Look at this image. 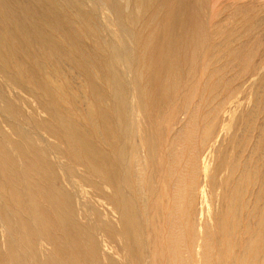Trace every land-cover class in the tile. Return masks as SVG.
I'll list each match as a JSON object with an SVG mask.
<instances>
[{
    "label": "rangeland",
    "instance_id": "374dc122",
    "mask_svg": "<svg viewBox=\"0 0 264 264\" xmlns=\"http://www.w3.org/2000/svg\"><path fill=\"white\" fill-rule=\"evenodd\" d=\"M36 1L40 2V0H35V1L2 0V2L0 0L1 2L0 6H2V4L5 3L7 4L5 7L2 6L3 8L2 7L0 8V15H1L0 21L2 20L0 23V27L5 25L4 27L1 28L2 31L4 32L11 31L9 34L5 32V34L7 35L5 34L4 35L8 45H10V42L11 45H13V47H11V45L9 47H11L10 50L13 48L11 51L15 55L14 57L17 58V59L14 58L16 60V61L14 60V62L18 64L17 65L15 63L14 64L18 68L20 67L19 68L20 70H22V67L24 69V65L28 64L27 62H29L28 60H30V59L27 60V58H29L30 55H31L30 57L32 58V55L35 53H36L35 55H37V53L40 54L39 58L43 55L42 56L43 58L41 57L40 60L43 59L44 62L49 60L48 63H50V65L47 62L46 63L49 66L48 69L51 71V74L54 77L56 76L55 79L57 81L60 80L59 82H63V84L65 83L66 91L63 90L64 93L63 92L62 93L65 94L63 95L64 97L66 98L68 97L69 99L67 98L66 101L68 102L65 103L66 101L64 98V104L70 103V105H72L70 106L68 104L69 108L68 105L66 107L68 109L71 108L73 109V111L70 110V114L72 112H73L72 114L76 113L75 115L77 117H74L75 115L74 116L71 115V116L73 117L77 125H79L84 131L86 130L85 131L86 133L89 129L87 130L85 129V127L90 128L89 130L90 134L88 131V135H87L90 137L91 135H93L91 133V126L89 127L90 124L88 120L85 119V116L83 114L86 109V105L89 102L88 100L91 99L92 101L90 100V102L94 103L97 106L99 104L93 99L92 95L89 92L86 91L85 93L84 92L85 90L81 89L82 87L86 86L84 85L86 84L85 74H84V70L86 68L85 64L87 65L88 62L90 61L91 63L95 64L94 69L96 71H101V73L102 71H104V73H106L107 71V74H105V76L107 77L108 75L110 76L112 74L113 76L111 75L110 78L108 77L109 80L111 78L113 79L115 74H119L121 77H123L125 80L128 81L129 85L135 82L137 83L138 81L137 76L139 75L140 70H142V68L140 69V66L142 65L141 67H143L144 65L142 62L141 51H139L137 47L135 48L136 45L134 46L132 42L138 36L142 37V35L143 37L149 35V37L151 36L152 38L153 31L157 32V29L153 28V26L155 25L152 26L151 24L147 23L149 15L147 16L146 13L143 11H141L139 14V11L138 9H136V6L133 3L128 2V0L127 1L106 0V3H103L104 0L103 2H101L102 0L101 1L100 0H65L61 2V6L63 5V8L60 6L61 11L63 10L62 12L64 14L60 11V7H59V11L62 13V14L60 13L61 16L70 15L67 17L63 16V18L69 17L66 20L70 19L69 23L75 21L74 22L75 24L74 23L71 24L73 26L75 25L74 27L75 28L77 27L76 28L77 30H79L80 28L82 30V32L80 30L75 31V36L73 37L66 35L69 33L63 31L61 27L60 29H62V31L59 30V26L56 24H55L56 29L53 24L50 25L45 24L42 17L44 15L40 16L39 12H38L39 15L38 18L36 13H32V15L34 14L33 17L31 15V10L29 11L28 8L34 5L33 3H35ZM20 2L22 4L20 8L22 7L21 9L23 10L19 8L20 4H17ZM26 2L27 3L32 2V5L28 3L29 6L26 7V5H28ZM191 2L198 11V14L201 13L199 16L202 17L201 19H202V23L204 22L203 23L204 27L206 26V28H204L203 31L207 29V32L205 31V33H203L204 36L203 34H197L196 37L194 36L195 38L193 37L192 40L190 39L187 41L188 44H186L187 42H185L186 48L189 51L193 50L192 47L190 48L191 46L190 43L192 41H193L192 46L194 47L196 46V48L198 47L197 50H195L196 48H194L195 52L193 51L197 60H195L194 58V61L196 63L194 61H192L194 64L191 62L192 63L191 65L192 67H190L191 70L184 69V63L179 62V64L181 63L180 65H182L181 69H180L181 66L179 65H178L179 68H177L178 69L177 72L181 76L180 83L182 85L181 86L179 83L180 88L179 86L177 88L179 93H177V90L174 91L171 94L172 97L171 99H169V101L167 100L165 104L162 103L158 104L159 107L157 106L155 109L160 108L161 110V107L164 106L162 108L163 111L161 110L160 112L159 110L160 113L158 112L157 109V111L154 110L152 113L149 112L147 114L143 110H141L142 112L141 113L136 108V106L132 107L130 97L127 96L130 93V88L128 87V90L123 95L124 99L122 100L124 101L122 102L121 107L115 109L114 112H112L113 111L112 110L110 114L111 116L110 119H112L111 122L113 126H115L116 124V126L114 127V134L116 140L118 139L117 142L119 141L118 149L116 150L111 146H109L108 144H104L103 142L97 141L93 135L96 145L99 143L100 147L104 151L106 152L108 151L109 153H111V156L114 158L113 160H116L114 162H117L119 164L118 161L120 160V162L123 164L117 166L118 164L114 163L116 164L115 165L116 179L114 180V182L108 180L105 175H101L95 172L89 163H85V162L75 163L72 160L70 161L67 155L64 154V151H62L64 148V147L62 148L63 146L62 140L65 139L68 141L69 137H66L63 134L61 119L58 116L51 115L48 117L46 115V112L42 109L41 105H39V101L45 99L44 98L45 96L42 92L40 93V88L36 87L35 82L30 79L29 75H27L25 71H24L25 72L24 75L22 73L23 70L19 71L18 72L19 74H17L16 72L14 75L15 77L12 76L13 74L11 72L10 74L8 73L9 75L8 74L6 75L8 69H6L5 72H0V144H1L0 153L2 154V155L0 154V159H1L0 184L6 182L5 183L7 184L6 187H10L9 189L6 188L4 184H2V186L0 185V196L2 197L0 198L1 199L0 200V253L3 252L8 255L7 260L9 264H44L45 261L49 262V264H71L68 261V259L72 257L74 258L75 256L80 258L79 256L75 255L73 251H69V250L67 253L65 252V256H64L62 253L59 252L58 247L55 245L54 239H52V237L58 239L59 241H62V243L66 242L65 240L66 237L64 236V233H62L63 231L62 229H60V227H58V229H55L57 227V221L56 223H54L55 206L47 200L44 192H49L50 194H53V197L55 196L56 198L55 200L59 201V204L64 210L69 211L70 209L72 211V214L78 220L81 229H83L85 232L83 234V238L86 239L85 243H87L88 249L92 251L95 260L97 261L98 264H140L139 262H141V264H162V263L174 264L166 250L168 249L167 244L169 243V240L173 239V234L176 232L175 229L177 228V225L179 226L182 232L185 244L192 251L191 264L194 263L202 264L201 261H203V255L206 251L210 258V262L212 264H217L219 262L225 264L231 263L234 254L237 253V251L240 248V245H242L247 235L243 233L244 231L242 229L236 228L238 229L236 230L232 226L233 223L232 213L234 206L231 207L230 205V200H231L230 192L233 188H238L237 180L240 177V172H242L245 166L257 170V173L260 176H262L264 173L263 170L264 169V78H262V75H264V0H191ZM36 4L34 5L35 8L39 5V3L37 5ZM64 4L67 6H65ZM24 6L28 10L24 8ZM127 6H130V9ZM4 8L5 9L8 8V10L5 11ZM10 8L13 11H15L16 8V10L18 9L17 10L18 12L15 11L14 13L16 14L14 15V13ZM30 9H32V11L34 12L33 6ZM108 9H110V11ZM9 11L12 14L9 13ZM83 11L88 12L92 21L95 22L93 24L94 25L96 24V26H94L95 28L94 27L91 28L87 24L84 25L85 23H83L82 21L80 22V20L77 21V19L79 18V13L76 12H83ZM3 12L5 13V15ZM8 13L10 14V17H8L9 16ZM18 13L21 16H19ZM29 14L32 17V20ZM74 14L75 15L78 14V15L72 17ZM16 15L19 16L20 18L17 17ZM23 15H25L26 18H24ZM11 16L13 17L15 16L16 18V20H14V18L11 19L12 23L10 22L11 20L8 19V18H12ZM21 17L24 19H22ZM118 18L120 19L118 20ZM21 19L23 22L21 21ZM25 19H27V21L31 20V22L29 21L31 23L30 26H28L27 24L29 22L24 21ZM37 19L39 20V22ZM40 19H42L43 21ZM142 19H144L145 22ZM34 20L37 22H35ZM118 21L120 22V24ZM14 22L16 25L20 24V27H18L19 25H17L18 29L16 28V25L14 26ZM33 22L36 23L37 25L39 24L41 27L45 25L44 28L45 27L48 28V30L50 31L48 32L51 35L53 34L52 39L56 40L59 37L60 39L57 40L63 41L65 38H67L65 39L66 41L65 40L63 41L65 42V44L66 42H68V40L70 41L76 40L78 42L79 38L82 36L80 38L81 43L80 42L79 43L81 44V47L83 49L87 50L86 52L87 55L89 56L87 62L85 64H82L83 67L85 68L79 67L81 65L80 63H77V66H75L76 64L73 65L70 62L68 63V61L63 62V65L61 66L62 68L60 67L56 68L57 66L56 65L54 66V63L49 59V57H47L46 51H44L45 50L44 46L39 45L41 43V40H38L40 39V37H38L39 34L37 33L36 35L35 33L38 31L37 27L40 26L38 25L37 27H35L36 25L33 24ZM105 22H110L112 26L109 23H105ZM9 24L12 25L9 26ZM48 25L49 27H47ZM51 25H53L54 27L52 28ZM76 25H78L80 28H78V26ZM149 25L150 27L147 28V26ZM116 26H120V27H118L115 30ZM144 26L147 29L144 28ZM7 27L8 29L6 30ZM108 27L109 29H106ZM9 28L14 29L15 32L13 33L14 30ZM15 28L17 29V34ZM28 28H30V30ZM32 28L34 29L37 28V29L32 30ZM96 28L98 29V32L100 31L99 34L101 36L98 35ZM22 29L23 32L21 31ZM26 30L32 32V34H30L29 32L28 33L33 36L30 37L28 33L27 36ZM142 30L143 32L141 33ZM90 31L92 32V34ZM119 31L123 35L125 34L127 35L128 33L126 32H129V35L125 37L128 38V41L130 40L131 41L128 42L126 38L125 39L123 38L124 40H122V37L124 36ZM76 32L80 34L78 35L79 38L77 36L78 33L76 34ZM114 32L115 34H113ZM136 32L138 33L137 37H136ZM64 33L66 36L63 35ZM14 34L16 35V37ZM25 35L29 39L26 38ZM61 35L63 37L65 36L64 39L63 37H61ZM7 36L10 38H6ZM20 36L21 39L19 38ZM91 36L94 38H92ZM11 37H15L16 41L15 38L11 39ZM32 37L33 38L38 37V38L35 40V38L33 39ZM149 37H147V39ZM95 38L96 39L100 38L99 39L100 42L97 43L96 42L97 40L94 41ZM102 39H104L105 42L104 41L103 42L105 44L102 42ZM195 39L196 41H194ZM19 40L21 42L20 45H18ZM37 40L38 42H36ZM84 40L86 43L84 42ZM95 42L98 44V46L100 45L99 43H101L102 45L101 49L102 50L104 49L103 51L102 50L101 51L102 52L105 51L104 53H102L99 50L100 46L96 47L97 44ZM117 42L119 45H117ZM194 42L198 43V45ZM16 44L18 47L15 46ZM27 44L30 45V48L32 47L31 50L30 48L27 47ZM84 44L87 45V47H83ZM201 44L204 45L202 46ZM188 45L190 46L188 47ZM39 46H42V48H38ZM111 46H114L113 48L114 49L117 48V49L114 50L112 49ZM118 46L121 47L123 46V47L120 49ZM24 47H26L25 49L27 50H25ZM92 47L93 49L90 50ZM105 47L107 48V50ZM126 47H133V53L134 54L136 53L135 54L136 56L135 55L134 56L136 58L138 57V61L135 58L137 63L135 60L133 63L131 61H128L127 57L124 54V50H125L124 48ZM88 48H90L89 51ZM97 48H99L98 49L99 51L97 50ZM18 49L20 52L18 51ZM34 49L35 50L40 49L41 51L36 50L35 52ZM111 49L116 54L112 53ZM198 49L201 51H198ZM23 50L25 53H23ZM16 51L20 55L16 53ZM32 51H34L35 53H33ZM75 51L76 50H73L72 54L76 56ZM94 51L96 52V55L94 57L96 58V56H98L97 59H99L100 56L103 57L104 54V58L106 59L105 64L103 63L105 61L104 58L99 59L98 61V64L101 67H98L97 59L91 56V54L94 55L93 54ZM117 52H120L119 56L117 55ZM121 52H123L124 58L122 57L123 55ZM199 52L201 53L199 54ZM42 53H45V55ZM98 53L100 55H98ZM23 57L25 59H23ZM118 57H120V59H124L123 60L124 64H122L123 63L122 60H119ZM173 57L174 55L171 58L176 59V61L177 60L180 61V59H177V57L174 58ZM89 58H91L92 60L94 59L96 61L93 60L94 61L93 62ZM107 62L109 63V65L112 63L109 66L111 67L110 69L107 66L108 64ZM114 62H115V66L113 64ZM65 63L67 64L65 65ZM91 63H89L90 66L87 65L90 68L93 67V64ZM68 64L72 65L73 69L71 68V66H68ZM105 65L107 66L106 68L108 69L104 68ZM112 65L115 67L114 69H112L113 67ZM117 65L118 67H116ZM66 66L68 67V69ZM52 67L56 69L55 70L53 68L54 72L52 71L53 69L51 70ZM64 67H66V69ZM74 67L77 68V70ZM99 68L102 69L99 70ZM161 68L163 67L161 66ZM181 70L183 72H180ZM113 71H115L114 72L115 74L113 73ZM185 71L188 73L189 75V76L187 75L188 77L186 76ZM57 72L58 74L59 73L61 74L59 75L55 74ZM18 75L22 77H18ZM7 76L8 78L10 76L16 78V80L14 81V79L11 77H10L11 79L9 78L10 80H7L6 79ZM25 76L27 78L26 80H25ZM182 76L184 77L182 78ZM17 77L19 80L17 79ZM63 77H65L66 79L70 78L69 79L70 83L68 80L66 81L65 78ZM133 77L135 80L132 79ZM22 78L25 82L22 80ZM130 79L133 81L131 82ZM182 79L184 81H182ZM31 82H33L32 83L33 86L31 85ZM214 83H217V86L214 89H211L210 86ZM67 88H70V90L69 89L67 90ZM74 90L76 91V93L72 94L71 91L75 92ZM77 92L79 93V95L81 94L80 92H84L83 93L84 95L82 94L79 96ZM76 94L79 96V98H77L78 96ZM231 94H233L234 97L230 99L229 95ZM173 95H175V97ZM74 96L76 97L75 99ZM72 98L74 99V101ZM36 99H38V101H36ZM85 100H87V103L85 102ZM222 100L223 101L226 100V106H230V105L237 106V109L235 110V113L233 114L232 117L233 126L230 127L227 131L219 129L216 136L212 138L211 142L216 141L215 142L216 146L217 144L220 143L218 149L213 151L212 150L213 148L211 149L210 146V144L212 143L207 144L206 147L202 149L204 144L203 138L206 135L205 127L206 125L212 122V119L214 120L215 118L214 115L216 114L215 108H217V104ZM193 101L195 103H193ZM73 104L74 105L76 104L77 106L75 105V107L78 108L76 109ZM97 106H94L95 111L98 110L96 111L97 113L96 112L95 113L96 114L99 113V114L96 115L95 118L97 120H100L99 122H101L103 117L104 116L107 117L108 115H106L107 112L102 111L100 107H98L97 109ZM82 108H83L82 110L83 113H81ZM41 109L44 112L41 111ZM136 109L139 113L136 111ZM155 111L157 113H155ZM159 114H161V116H159ZM149 115L153 116L152 117L153 120L155 119L157 120L153 121L151 117H148ZM145 116H147L148 118ZM226 116H228L227 113L225 112L220 113V117H219L220 121L227 123ZM141 117H143V119L145 118L144 124L141 123L143 122V119ZM44 119H46L49 122V124L51 125L53 124V126L55 125V128L57 127L56 125L58 124L59 127H57L56 129H58V132L60 133L59 136L62 137L59 136L55 137L54 135L49 134L48 131L41 124V121H43ZM140 123L143 125V127L141 128H140ZM207 128L208 126L206 127V129ZM181 129L184 132V136H185L184 141L173 143V137H175L176 133L179 132ZM59 130L62 131L60 132ZM115 130L119 131L118 134H120L121 137L117 135V132ZM141 130H144L143 131L144 134ZM116 135L118 136V138ZM238 135L240 136L239 138H237ZM91 137L88 139L90 140L93 139V137L92 138ZM120 141L121 142L124 141V142L120 144L121 143ZM125 142H127L126 145ZM19 144L20 146H22V147L19 146V149L21 150L18 149L17 145ZM136 144L138 146H140L141 144L140 146L141 158H144L145 156L147 157L146 159L144 158L146 162H144L145 168L143 174L144 177H146V180L143 181L144 178H142L143 182L141 187V198L138 195L136 187L130 182L128 178L130 172L137 168L135 164V160H136L135 148L137 146ZM106 145H108L107 147H109V149L106 147ZM3 146L4 149H2ZM195 149H197V151L200 152L202 157L204 155L210 156L211 162H214L209 167L210 169H212L215 163H217L219 159L222 157L224 159V165L220 169L215 170L214 178L210 177L209 179L208 176V178L205 179L206 182H203L204 185L202 186V188L205 191L206 200L204 202H201L200 198L196 196L195 199L191 203H189L188 201H184L183 198L182 199L176 198L177 193L175 191L174 178L176 175H182L185 179V183L187 184L186 189L188 188V184L190 181L189 162L193 157V152ZM23 150H24V154L22 152ZM171 150H174L178 154V157L174 158L176 159L175 161H173L170 156ZM118 152L120 156L117 154ZM4 157L6 159H4ZM9 158L11 161L9 160ZM30 162H32V165L29 164ZM36 162H38L39 164ZM199 163H200L199 173L194 179L197 185L199 182L203 181L204 175H207L206 174L207 171L205 170L201 171L202 161H200ZM35 164L36 165L38 164V166H36ZM7 165L10 168H8ZM84 166L86 168H84ZM32 167L35 169V171ZM35 167L38 168V171H36L37 168ZM82 167L84 168V170L82 169ZM6 168L11 170L12 173ZM13 168L15 170H13ZM48 171L50 172V174ZM89 171L91 174L89 173ZM17 172H18V176H15L17 175ZM42 174L44 176L46 175L45 178L43 177ZM102 176L105 178H103ZM11 177L13 178V180L11 179ZM15 179H17L16 181L18 182H15L14 181ZM29 180L31 182H29ZM44 181L46 182L45 185L44 183L42 184V182ZM43 185L47 186V188L46 187L44 188ZM2 187L5 190H3ZM33 187L34 188L36 187L35 188L36 190L33 189ZM26 189L29 190L26 191ZM37 189L40 190L39 192L42 191L41 194L38 193ZM84 189H86V191H84ZM16 190L18 191V196H14L13 194V192ZM8 192L10 194H8ZM35 193L37 195H35ZM132 194L133 196H131ZM4 195L5 196L11 195V196L6 198ZM242 195L243 196H241V198L235 197V204L237 205V207L238 206L241 207L240 210H237L238 213L236 214V221L240 223L242 228L248 222L250 223L251 228H255L257 215L254 216L252 210H255V207H257V210L259 212L261 208L264 206V203L262 202L264 201V190L261 189V186L259 184H250V185L248 184L246 189H244ZM261 195H262V199H261ZM58 196H60L61 198H59ZM16 198H18V202ZM31 198L33 199V201H31ZM119 199H124L129 201L132 205V209L134 212L136 224L138 227V238H139L138 248L135 250L134 253L127 243V239L125 237L123 227L120 224V219H118V217L120 218V215L116 207V202ZM9 200L11 202H9ZM16 203L18 204L15 205ZM13 204L15 207L11 206ZM177 204H179V207L182 212L176 211ZM111 207L113 211L111 210ZM12 210L14 211V213ZM20 211L22 213L21 214L22 216L20 215ZM25 212L26 214H24ZM210 212L211 214H214L212 218L208 217L209 215H211ZM43 214L48 215L47 218L48 222L46 224L49 227V229H51L52 232L51 238L48 237L45 231L43 230L44 226L40 220V217H42ZM51 216L52 217L54 216L53 219ZM216 218H223V222L225 223V225L226 223L228 225L227 226L228 230H230L231 228L235 229V234L233 238L232 236H229L228 234H223L219 231V228L216 225V221H217ZM33 222L36 224H34ZM29 224L31 226H29ZM36 225L38 228L36 227ZM17 227L19 229H17ZM39 227H41V229H39ZM21 229H23V231ZM53 229L55 230L56 234ZM207 229H208V235H207ZM35 230H37L40 234L45 233V236L41 234L42 236L45 237V239L38 232H34ZM59 235H61V237ZM24 243L25 245H23ZM38 244H40L41 246H39ZM42 245H44V248ZM45 247H48L47 248L48 250H46ZM65 248H66V244H65ZM48 251L50 252L48 253ZM46 252L48 253V255ZM52 252L53 254H51ZM70 252L71 254H69ZM66 254L69 257L68 259H66ZM81 259L83 260L82 257ZM160 259L162 261H160ZM0 264H2L1 260H0Z\"/></svg>",
    "mask_w": 264,
    "mask_h": 264
},
{
    "label": "bare ground",
    "instance_id": "6f19581e",
    "mask_svg": "<svg viewBox=\"0 0 264 264\" xmlns=\"http://www.w3.org/2000/svg\"><path fill=\"white\" fill-rule=\"evenodd\" d=\"M9 1H11V0H9ZM16 1V0H15ZM24 1H26V0H24ZM28 1V0H27ZM30 1V0H29ZM32 1H35V0H32ZM62 1H65V0H40V2H37V4L39 3V5L35 8V4H36V2L35 3H33L34 5H32V2L31 3H29V4H31L32 6H33V9H34V12L32 11V9H30V8H32V6L31 7H29L28 9H29V11L31 10V15H32V13H36L37 14V18H38V12H39V14H40V16L41 15H44V16H42L43 17V20H44V23L45 24H53L54 26H55V29H56V25H58L59 26V30H61L62 31V29H63V31H66V33L68 32L69 34H66V35H69V36H75V31H81L82 32V30H81V28L78 26V25H76V26H78V28H80L79 30H77L71 23H74V22H71V23H69V20H66V19H68V18H63V16L64 15H62L61 16V14L63 13L62 11H61V7L63 8V5L61 6V2ZM101 1V0H100ZM112 1V0H111ZM114 1V0H113ZM123 1H127V0H123ZM1 2H2V0H1ZM1 2H0V4H1ZM13 2V1H12ZM11 2V3H12ZM101 2H103V0L101 1ZM109 2V1H108ZM122 2V1H121ZM128 2H131V3H133L135 6H136V9H138V11H139V14H140V12L141 11H143V12H145L146 13V15L148 16L149 15V18H148V21H147V23L148 24H151L152 26L153 25H155V26H153V28L155 29H157V32L155 31H153V33H152V38H151V36L149 37V35L148 36H144L143 37V35H142V37L140 36H138L137 37V35H138V33L136 32V39L132 42V44L135 46V48L137 47L138 49H139V51H141V53H142V62H143V67H141L140 66V69L142 68V70H140V72H139V75H138V73H137V83L135 82V83H132L131 85H129L128 84V81L127 80H125L123 77H121L119 74H115L114 72L115 71H113V73L115 74L114 75V78L111 80H109V78H110V76L112 75H108V77L107 76H105V74H107V71H106V73H104V71H102V73H101V71H96L95 69H94V63H91L90 61L88 62V64L87 65H89V63H91V64H93V67H89V66H87L85 63L87 62V60H88V55H87V50H85V49H83L82 47H81V42H80V38L82 37H80L79 38V36L78 35H80L78 32H76V34H77V36H78V38H79V41L77 42L76 40H73V41H70V40H68V42H66V44H65V42H63L65 39H67V38H65L64 39V37L66 36L65 35V33L63 34V35H65L64 37L61 35V37H63V41L62 40H57V39H60L59 37L55 40V39H52V35L49 33L50 31L48 30V28H44V26L43 27H41L39 24V26L40 27H37L38 25L36 24V23H34L33 22V24H35L36 26L35 27H37V28H32V30L34 29V30H38L35 34L37 35V33L39 34L38 35V37H40V39H38V40H41V43L39 44V45H42V46H44V51H46V55H47V57H49V59L54 63V66L56 65L57 67L56 68H58V67H60V68H62L61 66L63 65V62H66V61H68V63L70 62L71 64H73V65H75V66H77V63H80L81 65L82 64H85V66H86V68L85 67H83V65L81 66H79V67H83V68H85V70H84V74H85V80H86V84H84V85H86V86H84V87H82L81 89H84L85 91V93H86V91L87 92H89L91 95H92V97H93V99L100 105H95L94 103H92V102H90V100H88L89 102H88V104L86 105V109H85V111H84V116H85V119H87L88 120V122H89V127L91 126V133L94 135V137L96 138V140L97 141H100V142H103L104 144H108L109 146H111L112 148H114V149H118V142H117V140H116V138H115V134H114V127L116 126V124H115V126H113V124H112V119H110V114H111V111L112 112H114V110L115 109H117V108H120L121 107V104H122V102L124 101V100H122V99H124L123 98V95L125 94V92L128 90V87L130 88V93H129V95H127V96H129L130 97V100H131V103H132V107H134V106H136V108L141 112V110H143L144 112H146L147 114L150 112V113H152L154 110H156L157 111V109H158V112H159V110H160V108H157V109H155L157 106L159 107V105L158 104H160V103H162V104H165L166 103V101L168 100L169 101V99H171V97H172V93L174 92V91H176L177 90V93H179L178 92V86H179V88H180V85H181V81H180V79H181V76L178 74V72H177V68H179L178 67V65L179 66H181L180 67V69L182 68V65H180L182 62L184 63V69H186V70H189L190 69V67H192L191 65H192V61H194V58H195V60H197L196 59V57H195V54H194V52H195V50H197V48H196V46L194 47V46H192V43H193V41L190 43L191 44V46L190 45H188V47L190 46V48L192 47L193 48V50H191V51H189L187 48H186V45H185V42H187L188 40H192V38L195 36H197V34H203V33H205V31L207 32V29L205 30V31H203L204 30V28H206V26L204 27V25H203V23H202V17H200L199 15L201 14H198V11L196 10V8L194 7V5L192 4V2H191V0H128ZM7 3H8V1H7ZM24 3V2H23ZM27 3V2H26ZM26 3H25V5H26ZM27 3V4H28ZM64 3H66V2H64ZM103 3H106V0H104V2ZM112 3V2H111ZM123 3H126V2H123ZM198 3V2H197ZM15 4V3H14ZM17 4H20L19 5V8H20V6H22V4H21V2L20 3H17ZM29 4L28 5H26V7H28L29 6ZM36 4V5H37ZM81 4V3H80ZM129 4V3H128ZM128 4H126V5H128ZM7 4L5 3V4H2V6L3 7H5ZM65 5V4H64ZM105 5V4H104ZM130 5V4H129ZM2 6H0V8L2 7ZM9 6H10V4H9ZM61 6V7H60ZM65 6H67V5H65ZM64 6V7H65ZM71 6V5H70ZM131 6V5H130ZM130 6H127V7H129V9H130ZM2 7V8H3ZM13 7H15V6H13ZM25 6H24V8H26ZM59 7H60V11L62 12H60L59 11ZM69 7V6H68ZM72 7V6H71ZM102 7H105V6H102ZM110 7V6H109ZM12 8V7H11ZM10 8V9H11ZM22 8V7H21ZM20 8V9H21ZM67 8V7H66ZM66 8H64V9H66ZM73 8V7H72ZM107 8V7H106ZM124 8H125V6H124ZM5 9V8H4ZM27 9V8H26ZM27 9V10H28ZM74 9V8H73ZM128 9V8H127ZM2 10V9H1ZM8 10V8L7 9H5V11H7ZM12 10V9H11ZM18 10V9H17ZM16 10V8H15V11L16 12H18ZM21 10H23V9H21ZM109 11H110V9H108ZM200 10V9H199ZM15 11H13L12 10V12L14 13ZM75 11V10H74ZM77 11V10H76ZM137 11V10H136ZM22 12H24V11H22ZM21 12V13H22ZM87 12V11H86ZM86 12H76V13H79V18L77 19V21L78 20H80V22L82 21L83 23H85L84 25H88L89 27H91V28H93L94 26H96V24L94 25L93 23H95V22H93L92 21V19H91V17H90V15L88 14V12L86 13ZM200 12V11H199ZM4 13V12H3ZM7 13V12H6ZM9 13H11L10 11H9ZM8 13V14H9ZM61 13V14H60ZM2 14V13H1ZM7 14V15H8ZM12 14V13H11ZM16 13H14V15H15ZM19 14V13H18ZM23 14V13H22ZM36 14H35V16H36ZM64 14V13H63ZM91 14V13H90ZM138 14V15H139ZM4 15H5V13H4ZM30 15V14H29ZM31 15H30V18H31V20H32V17H31ZM34 15V14H33ZM32 15V16H33ZM66 15V14H65ZM76 15H78V14H76ZM75 14L72 16V17H74V16H76ZM143 15V14H142ZM141 15V16H142ZM1 16V15H0ZM17 16V15H16ZM19 16H21L20 14H19ZM19 16H17V17H19ZM67 16H70V15H67ZM67 16H64V17H67ZM202 16V15H201ZM8 17H10V14H9V16ZM12 18H8V19H13L14 18V20H16V18H15V16L13 17V16H11ZM23 17L24 18H26L25 17V15H23ZM34 17V16H33ZM71 17V18H72ZM94 17V16H93ZM109 17V16H108ZM20 18V17H19ZM22 18V17H21ZM24 18H22V19H24ZM102 18V17H101ZM110 18V17H109ZM145 18H146V16H145ZM7 19V18H6ZM22 19H21V21H22ZM120 18H118V20H119ZM9 20V21H10ZM18 20V19H17ZM31 20H28L27 21V19H25L24 21L26 22H31ZM38 20V19H37ZM40 20H42V19H40ZM42 20V21H43ZM71 20H73V19H71ZM74 20H75V18H74ZM141 20V19H140ZM142 20H144V19H142ZM2 21V20H1ZM1 21H0V23H1ZM35 21V20H34ZM113 21H114V19H113ZM5 22H6V20H5ZM8 22V21H7ZM11 23H12V20L10 21ZM23 22V21H22ZM27 23L28 24V26H30V24L31 23ZM35 22H37V21H35ZM38 22H39V20H38ZM79 22V23H80ZM119 22V21H118ZM144 22H145V20H144ZM250 22V21H249ZM20 23V22H19ZM41 23H43V22H41ZM77 23V22H76ZM105 23H109L110 25H111V23L110 22H105ZM248 23V22H247ZM247 23H245V24H247ZM5 24V23H4ZM32 24V25H33ZM56 24V25H55ZM75 24V23H74ZM82 24V23H81ZM80 24V25H81ZM119 24H120V22H119ZM137 24H138V22H137ZM140 24V23H139ZM10 25H12V24H9V26ZM16 24H15V22H14V26H15ZM17 25H19L18 27H20V24H17ZM17 25H16V28H17ZM22 25H24V24H22ZM49 25L47 26V27H49ZM53 25H51V27L53 28L54 26ZM83 25V24H82ZM98 25V24H97ZM109 25V26H110ZM126 25V24H125ZM147 25V24H146ZM249 25H250V23H249ZM5 26V25H4ZM4 26H1L0 27V72H5V70L6 69H8L6 72V75L9 73L10 74V72L13 74L12 76H14L15 75V73L17 72V74H19L18 72L19 71H22V73H23V75H24V73L26 72L27 73V75H29V77H30V79L31 80H33L34 82H35V84H36V87H38V88H40V93L42 92L43 94H44V98L45 99H43V100H40L39 101V105H41V107H42V109L46 112V115L49 117V116H58L60 119H61V122H62V128H63V134H64V136H66V137H69V139H68V141L67 140H65L64 138V140H62L63 142V146H62V148H63V150L62 151H64V154L65 155H67V157L70 159V161L72 160L73 162H75V163H83V162H85V163H89L90 165H91V167L94 169V171L95 172H97V173H99V174H101V175H105L106 176V178L108 179V180H110L111 182H114V180L116 179V170H115V165L116 164H118L117 162H114V161H116V160H113L114 158L111 156V153H109L108 151L106 152V151H104L101 147H100V145H99V143L96 145L95 144V141H94V137H93V135H91L92 137H93V139H88V138H90L89 136H87L88 135V131L90 130V128H87V127H85V125H84V127H85V129H89L88 131H87V133L79 126V125H77V123L75 122V120L73 119V117L71 116V115H75V114H70V110L71 111H73V109L71 108V109H68L69 108V105H70V103H68V104H64V98H65V101H66V99L68 98H66V97H64L63 95H65V94H63L64 92H63V90L64 91H66L65 90V83L63 84V82H59V81H57L56 79H55V77L51 74V71L48 69L49 68V66H48V64L50 65V63H48V61L49 60H47L46 62L48 63H46V62H44V60L43 59H41L40 60V58L43 56L42 54H44L45 55V53H42L41 55V57L39 58V55L40 54H38L37 53V55H35L36 53V50H40V49H34V51H32L33 53H35V54H33L32 55V58L29 56V54H28V56H29V58H27V60L28 59H30V60H28L29 62H30V64H29V62H27L28 64H25V62H24V69H23V67H22V70H20L17 66H15V64L17 65L18 63H15L14 62V60L15 59H17L16 57H14L15 55L12 53V49L10 50V48L11 47H13V45H11V42H10V45H11V47H9L10 45H8V43H7V40L5 39V35H7V34H9L10 32H6L7 34H5V32L4 31H2V27H4ZM27 26V25H26ZM57 26V27H58ZM99 26V25H98ZM107 26V25H106ZM112 26V25H111ZM110 26V27H111ZM13 27V26H12ZM23 27V26H22ZM21 27V28H22ZM60 27L62 28V29H60ZM83 27V26H82ZM115 27V26H114ZM113 27V28H114ZM118 27H120V26H116V28H115V30L118 28ZM148 27H150V25L149 26H147V28ZM15 28V29H16ZM24 28V27H23ZM26 28V27H25ZM31 28V27H30ZM30 28H28L29 30H30ZM75 28V29H74ZM84 28V27H83ZM95 28V27H94ZM141 28V27H140ZM144 28H146L145 26H144ZM146 28V29H147ZM207 28H208V26H207ZM8 29V27L6 28V30ZM9 29H12V28H9ZM18 29V28H17ZM17 29H16V34H17ZM27 29V28H26ZM86 29H87V27H86ZM90 29V28H89ZM97 29V28H96ZM95 29V30H96ZM98 29H99V27H98ZM98 29H97V32H98ZM106 29H109V27L108 28H106ZM120 29V28H119ZM118 29V30H119ZM134 29V28H133ZM153 29V30H154ZM4 30V29H3ZM12 30H14V29H12ZM52 30V29H51ZM93 30V29H92ZM111 30V29H110ZM123 30V29H122ZM9 31V30H8ZM22 32H23V29L21 30ZM49 31V32H48ZM55 31V30H54ZM89 31V30H88ZM113 31H114V29H113ZM112 31V32H113ZM137 31V30H136ZM15 32V30L13 31V33ZM24 32H25V30H24ZM30 34H32V32H30V31H28V30H26V35L28 36V34L29 33ZM51 32H53V31H51ZM56 32H59V31H56ZM91 32V31H90ZM116 32V31H115ZM115 32L113 33V34H115ZM120 32V31H119ZM135 32V31H134ZM143 32V30L141 31V33ZM145 32V31H144ZM146 32H148V31H146ZM28 33V34H27ZM34 33V32H33ZM63 33V32H62ZM61 33V34H62ZM94 33V32H93ZM100 33V31L98 32V35H100L99 34ZM121 33V32H120ZM124 33H125V31H124ZM126 33H128L127 35L125 34V35H123L122 33V35L124 36V37H122V40H124L125 38H126V40L128 41V38L127 37H125V36H128L129 35V32H126ZM151 33V32H150ZM5 34V35H4ZM19 34V33H18ZM29 34V35H30ZM59 34V33H58ZM91 34H92V32H91ZM117 34V33H116ZM11 35H13V34H11ZM10 35V36H11ZM15 35V34H14ZM26 35H25V37H26ZM50 35H51V37H50ZM206 35V34H205ZM31 36H33V35H30V37ZM58 36H60V35H58ZM95 36H96V34H95ZM101 36V35H100ZM116 36V35H115ZM201 36V35H200ZM203 36H204V34H203ZM15 37H16V35H15ZM15 37H11V39L13 38H15ZM17 37H18V35H17ZM24 37V38H25ZM38 37H34L35 38V40L38 38ZM68 37V36H67ZM92 37V36H91ZM119 37V36H118ZM147 37H149V38H151V39H147ZM194 37V38H195ZM6 38H10V37H6ZM20 39H21V36L19 37ZM26 38H28V37H26ZM25 38V39H26ZM33 38V37H32ZM33 38V39H34ZM70 38V37H69ZM76 38V37H75ZM92 38H94V37H92ZM103 38V37H102ZM124 38V39H123ZM202 38H204V37H202ZM11 39H9V40H11ZM22 39H23V37H22ZM29 39V38H28ZM71 39H72V37H71ZM100 38H98V39H94V41L95 40H97L96 42L98 43V42H100V40H99ZM120 39V38H119ZM27 40V39H26ZM25 40V41H26ZM38 40L36 41V42H38ZM115 40V39H114ZM130 40V39H129ZM15 41H16V38H15ZM14 41V42H15ZM22 41V40H21ZM24 41V42H25ZM31 41V40H30ZM66 41V40H65ZM83 41V40H82ZM104 41V39H102V42ZM121 41V40H120ZM131 41V40H130ZM130 41H128V42H130ZM194 41H196V39L194 40ZM199 41H200V39H199ZM19 42V44L18 45H20L21 44V42H20V40L18 41ZM27 42V41H26ZM29 42V41H28ZM34 42V41H33ZM36 42H35V44H36ZM40 42V41H39ZM80 42V43H79ZM84 42H85V40H84ZM95 42V43H96ZM105 42V41H104ZM103 42V43H104ZM17 43V42H16ZM83 43V42H82ZM86 43V42H85ZM94 43V44H95ZM96 43V44H97ZM115 43V42H114ZM121 43V42H120ZM194 43H196V42H194ZM200 43H203V42H200ZM205 43V42H204ZM24 44H26V43H24ZM23 44V45H24ZM93 44V45H94ZM95 44V45H96ZM100 45V49L99 48H97V50L99 49L100 51L102 50L101 49V43H99ZM105 44V43H104ZM103 44V45H104ZM123 44V43H122ZM131 44V45H132ZM186 44H188V42L186 43ZM197 45H198V43H196ZM195 44V45H196ZM31 45H33V44H31ZM114 45V44H113ZM116 45V44H115ZM117 45H119L118 44V42H117ZM202 45V44H201ZM204 45V44H203ZM202 45V46H203ZM220 45V44H219ZM15 46H17V44L15 45ZM26 46V45H25ZM37 46V45H36ZM42 46H39L38 48H42ZM98 46V44L96 45V47H99ZM106 46H108V45H106ZM18 47V46H17ZM23 47V46H22ZM27 47L28 48H30V45L29 44H27ZM34 47V46H33ZM83 47H87V45H85L84 44V46ZM91 47V46H90ZM112 47V49H114L113 47L114 46H111ZM115 47H117V46H115ZM120 49L123 47H121V46H118ZM26 47H24V49H25ZM32 48V47H31ZM31 48H30V50H31ZM35 48V47H34ZM103 48V47H102ZM106 48V47H105ZM189 48V49H190ZM194 48H196L195 50H194ZM89 49L90 48H88V51H89ZM93 49V47L90 49V50H92ZM96 49V48H95ZM94 49V50H95ZM111 49V52L112 53H114V51ZM117 48H115L114 50H116ZM125 50H124V54H125V56L127 57V59H128V61H131L132 63L134 62V60H135V54L133 53V47H126V48H124ZM201 49V48H200ZM15 50V49H14ZM22 50V49H21ZM25 50H27V49H25ZM30 50H29V52H30ZM33 50V49H32ZM73 50H76L75 52H76V56L75 55H73L72 54V51ZM98 50V51H99ZM104 50V49H103ZM102 50V51H103ZM106 50H107V48H106ZM205 50V49H204ZM18 51H19V49H18ZM41 51V50H40ZM43 51V50H42ZM101 51V52H102ZM137 51V50H136ZM194 51V52H193ZM198 51H201V50H199L198 49ZM202 51H203V49H202ZM20 52V51H19ZM27 52V51H26ZM93 52V51H92ZM105 52V51H104ZM104 52H102V53H104ZM108 52V51H107ZM111 52H109V53H111ZM116 52V51H115ZM16 53H18L17 51H16ZM23 53H25L24 52V50H23ZM23 53H22V55H23ZM28 53V52H27ZM90 53V52H89ZM119 53L120 52H117V55L119 56ZM122 53V55H123V52H121ZM141 53H139V54H141ZM197 53V52H196ZM201 52H199V54H200ZM19 54V53H18ZM94 55H92L91 54V56H93V58H95L94 56L96 55V52L94 51V53H93ZM114 54H116V53H114ZM113 54V55H114ZM20 55V54H19ZM18 55V56H19ZM21 55V56H22ZM98 55H100L99 53H98ZM111 55V54H110ZM112 55V56H113ZM135 55V56H134ZM174 55V57H177V59H180V61L179 60H177L176 61V59H172L171 57ZM197 55V54H196ZM25 56H26V54H25ZM24 56V57H25ZM111 56V57H112ZM199 56V55H198ZM197 56V57H198ZM23 57V59H25ZM97 57L98 56H96V58L95 59H97ZM105 57H107V56H105ZM123 58H124V55L122 56ZM173 57V58H174ZM179 57V58H178ZM15 58V59H14ZM43 58V57H42ZM45 58V57H44ZM102 58H104V54H103V57H101L100 56V58L99 59H102ZM115 58V57H114ZM119 58V60H122V62H123V60L124 59H120V57H118ZM46 59V58H45ZM90 60H92L91 58H89ZM99 59H97V64H98V61H99ZM105 59V58H104ZM113 59V58H112ZM111 59V60H112ZM137 59V61H138V57L136 58ZM170 59V60H169ZM172 59V60H171ZM20 60H21V57H20ZM43 60V61H42ZM94 60V59H93ZM92 60V61H93ZM125 60H126V58H125ZM140 60V59H139ZM182 60V61H181ZM184 60V61H183ZM16 61V60H15ZM19 61V60H18ZM25 61V60H24ZM94 61H96V60H94ZM93 61V62H94ZM104 61V60H103ZM108 61V60H107ZM116 61V60H115ZM136 61V60H135ZM137 61H136V63H137ZM105 62H106V59H105V61L103 62L104 64H105ZM120 62V61H119ZM118 62V63H119ZM141 62V61H140ZM179 62H181L180 64H179ZM192 62V63H191ZM195 62V61H194ZM15 63V64H14ZM21 63V62H20ZM22 63H23V61H22ZM100 63V62H99ZM108 63V62H107ZM106 63V64H107ZM135 63V64H136ZM196 63V62H195ZM67 63H65V65H66ZM103 64V65H104ZM112 64V63H111ZM110 64V65H111ZM114 64V66H115V62L113 63ZM122 64H124V62L122 63ZM194 64V63H193ZM79 65V64H78ZM109 65V63L107 64V66L109 67L110 66ZM21 66V65H20ZM23 66V65H22ZM68 66H71V68H72V65H69L68 64ZM106 65H105V67L104 68H106L107 67ZM113 66V65H112ZM112 67V69H114L115 67ZM161 66L163 67V68H161ZM194 66V65H193ZM51 67V66H50ZM67 67V66H66ZM66 67H64L65 69H66ZM98 67H101V66H99V64H98ZM116 67H118V65L116 66ZM132 67H133V64H132ZM54 67H52L51 68V70L53 69ZM59 68V69H60ZM75 68V67H74ZM83 68H82V71H83ZM97 68V67H96ZM103 68V69H104ZM111 67H109V69H110ZM55 69V68H54ZM54 69L52 70L53 72H54ZM58 69V70H59ZM67 69H68V67H67ZM73 69V68H72ZM76 70H77V68H75ZM100 69H102V68H99V70ZM106 69H108V68H106ZM134 69H135V67H134ZM163 69H164V72H163ZM10 70V71H9ZM56 70V69H55ZM95 70V71H94ZM105 70V69H104ZM116 70V69H115ZM132 70V69H131ZM138 70H139V68H138ZM183 70V69H182ZM180 71V72H183V71ZM191 70V69H190ZM25 71V72H24ZM62 71V70H61ZM65 71V70H64ZM133 71V70H132ZM131 71V72H132ZM174 71V72H173ZM207 71V70H206ZM56 72V71H55ZM63 72V71H62ZM109 72V71H108ZM134 72V71H133ZM137 72V71H136ZM170 72H172V73H170ZM186 72V71H185ZM192 72V71H191ZM71 73H72V71H71ZM82 73V72H81ZM104 73V74H103ZM110 73V72H109ZM112 73V72H111ZM128 73V72H127ZM190 73V72H189ZM206 73V72H205ZM8 74V75H9ZM21 74V73H20ZM55 74H58V72L57 73H55ZM59 74H61V73H59ZM58 74V75H59ZM69 74V73H68ZM191 74V73H190ZM22 75V74H21ZM64 75V74H63ZM66 75V74H65ZM122 75V74H121ZM132 75V74H131ZM183 75V74H182ZM188 75V73L186 72V76ZM67 76V75H66ZM68 76H70V75H68ZM83 76V75H82ZM113 76V75H112ZM135 76V75H134ZM189 76V75H188ZM187 76V77H188ZM6 77V76H5ZM11 77V76H10ZM9 77V78H10ZM15 77V76H14ZM18 77H22V76H19L18 75ZM18 77H17V79H18ZM60 77V76H59ZM124 77H125V75H124ZM127 77H128V75H127ZM184 76H182V78H183ZM8 78V76H7V80H10L11 78H13V77H11L10 79ZM58 78V77H57ZM62 78V77H61ZM63 78H65V77H63ZM131 78V77H130ZM262 78H264V75H262ZM14 79V81L16 80V78H13ZM27 78H26V76H25V80H26ZM70 79V78H69ZM69 79H66L65 78V80L67 81H69V83H70V80ZM132 79H134V77L132 78ZM19 80V79H18ZM22 80H23V78H22ZM21 80V81H22ZM63 80V79H62ZM131 80V79H130ZM135 80V79H134ZM24 81V80H23ZM22 81V82H23ZM133 80H131V82H132ZM182 81H184L183 79H182ZM25 82V81H24ZM27 82V81H26ZM28 83V82H27ZM29 83H30V81H29ZM32 83L33 82H31V85H32ZM67 83V82H66ZM69 83H68V86H69ZM105 83H107V84H105ZM179 83H180V85H179ZM34 84V85H35ZM71 85V84H70ZM129 85V86H128ZM33 86V85H32ZM182 86V85H181ZM217 86V83H214V84H212L211 86H210V88L211 89H214L215 87ZM112 89H111V88ZM35 88V87H34ZM71 88V87H70ZM70 88H67V90L69 89L70 90ZM113 90V91H112ZM38 91H39V89H38ZM75 91V90H74ZM83 91V90H82ZM111 91V92H110ZM63 92V93H62ZM72 92V94H75L76 93V91L75 92H73V91H71ZM79 92V91H78ZM77 92V93H78ZM84 92H80L81 94L80 95H82ZM68 93V92H67ZM66 93V94H67ZM112 94V95H111ZM71 95V94H70ZM77 95V94H76ZM75 95V96H76ZM78 95H79V93H78ZM77 95V96H78ZM79 95V96H80ZM84 95V94H83ZM91 95H89V96H91ZM27 96V95H26ZM43 96V95H42ZM72 96V95H71ZM74 96V99L77 97H75ZM79 96L77 97V98H79ZM174 97H175V95H173ZM230 96V99L231 98H233L234 97V95L233 94H231V95H229ZM81 97H83V96H81ZM91 97V98H92ZM111 98H112V100H111ZM127 98V97H126ZM11 99V98H10ZM69 99V98H68ZM73 99V98H72ZM74 99H73V101H74ZM173 99V98H172ZM71 100V99H70ZM80 100H81V98H80ZM87 100H85V102L87 103ZM93 100V101H94ZM128 100H129V98H128ZM36 101H38V99H36ZM79 101V100H78ZM92 101V100H91ZM94 101V102H95ZM171 101V100H170ZM68 101H66L65 103H67ZM70 102V101H69ZM71 103H72V101H71ZM129 103V102H128ZM169 103V102H168ZM193 103H195L194 101H193ZM37 104V103H36ZM77 104V103H76ZM75 104V105H76ZM93 104V105H92ZM161 104V105H162ZM234 104V103H233ZM68 105V108L66 107ZM74 105V104H73ZM75 105H74V107H75ZM167 105V104H166ZM183 105V104H182ZM185 105V104H184ZM70 106H72V105H70ZM77 106V105H76ZM94 106H97V109H98V107H100V109L102 110V111H106L107 112V114L106 115H108L107 117H103V119H102V121L101 122H99L100 120H97L96 118H95V116L96 115H98V114H96L97 112L96 111H98V110H96L95 111V107ZM131 106V105H130ZM164 107V106H163ZM163 107H161V110H162V108ZM183 107V106H182ZM76 108V107H75ZM74 108V109H75ZM78 108V107H77ZM76 108V109H77ZM184 108H185V106H184ZM41 109V111H43ZM132 109V108H131ZM137 109H136V111H137ZM167 109V108H166ZM237 109V106L236 105H234V106H232V105H230V106H226V100L225 101H220L218 104H217V108H215V118H214V120L212 119V122L210 123V124H208V125H206V127L208 126V128L206 129V127H205V137L203 138V140H204V144H203V148L202 149H204L205 147H206V145L207 144H209V143H212V144H210V146H211V149L213 150V151H215L216 149H218L219 148V146H220V143L219 144H217V146H216V141H213V142H211V140H212V138H214V136H216V134H217V132L219 131V129L220 130H224V131H227L230 127H232L233 126V123H232V117H233V114L235 113V110ZM83 110V108L81 109V111ZM127 110V109H126ZM161 110H160V112H161ZM43 111V112H44ZM155 111V113H157ZM163 111V110H162ZM96 112V113H95ZM126 112V111H125ZM135 112V111H134ZM138 112V111H137ZM159 112V113H160ZM223 112H225V113H227V115L228 116H226L227 117V123H225V122H221L220 121V113H223ZM247 112V111H246ZM81 113H83V111L81 112ZM127 113V112H126ZM125 113V114H126ZM139 113V112H138ZM137 113V114H138ZM142 113V112H141ZM29 114V113H28ZM31 114V113H30ZM146 114V115H147ZM77 115H80V114H77ZM115 115V114H114ZM143 115V114H142ZM153 115V114H152ZM148 116V117H151V119L153 120V116ZM247 115H249V114H247ZM30 116V115H29ZM28 116V117H29ZM34 116V115H33ZM156 116H157V114H156ZM159 116H161V114H159ZM158 116V117H159ZM182 116V115H181ZM189 116H190V114H189ZM192 116V115H191ZM35 117V116H34ZM74 117H77L76 115L74 116ZM82 117V116H81ZM113 117V116H112ZM139 117V116H138ZM145 117H147V116H145ZM147 117V118H148ZM32 118V117H31ZM84 118V117H83ZM82 118V119H83ZM123 118H124V116H123ZM142 119H143V117H141ZM76 119V118H75ZM115 119V118H114ZM139 119V118H138ZM150 119V118H149ZM29 120H31V119H29ZM38 120H39V118H38ZM144 120H145V118L143 119V122H141V123H143L144 124ZM155 120H157V119H155ZM155 120H153V121H155ZM250 120V119H249ZM78 121V120H77ZM86 121V120H85ZM151 121V120H150ZM88 122H87V124H88ZM138 122V121H137ZM40 123V122H39ZM38 123V124H39ZM140 123V128L141 127H143V125ZM41 124L43 125V127L48 131V133L49 134H51V135H54L55 137L56 136H59V132H58V129H56L57 127H59V125L57 124L56 126V128H55V125L53 126V124L51 125V124H49V122L46 120V119H44L43 121H41ZM82 124V123H81ZM83 125V124H82ZM142 125V126H141ZM116 129V128H115ZM123 129V128H122ZM261 129V128H260ZM119 130H120V128H119ZM60 131V130H59ZM62 131V130H61ZM60 131V132H61ZM116 132H117V135H119L120 136V134H118V130H115ZM142 132L144 131V130H141ZM141 133V132H140ZM63 134H61V135H63ZM89 134H90V131H89ZM143 134H144V132H143ZM116 135V136H117ZM129 135V134H128ZM171 136V135H170ZM59 137H62V136H59ZM91 137V138H92ZM121 137V136H120ZM143 137V136H142ZM240 136L238 135V137L237 138H239ZM117 138H118V136H117ZM145 138V137H144ZM184 138H185V136H184V132H183V130L181 129L179 132H177L176 133V135H175V137H173V143H176V142H179V141H184ZM60 139V138H59ZM70 139H71V141H70ZM122 139V138H121ZM127 139V138H126ZM61 140V139H60ZM135 140V139H134ZM94 141V142H93ZM121 142V141H120ZM122 142H124V141H122ZM122 142L120 143V144H122ZM153 142V141H152ZM97 143V142H96ZM126 143L127 142H125V145H126ZM61 144V143H60ZM137 144H138V141H137ZM136 144V145H137ZM144 144V143H143ZM146 144H147V141H146ZM145 144V145H146ZM108 145H106V147L108 146ZM124 145V144H123ZM18 146V149H19V146H20V144L19 145H17ZM102 146V145H101ZM104 146V145H103ZM121 146V145H120ZM119 146V147H120ZM128 146V145H127ZM140 146H141V144H140ZM140 146H136V160H135V164H136V169L135 168H133V169H135V170H133V171H131L130 172V174H129V180H130V182L136 187V190H137V192H138V195H139V197L141 198V187H142V182L143 181H145L146 180V177H144V174H143V172H144V168H145V166H144V162H146L145 160H144V158L146 159L147 157L145 156L144 158H141V148H140ZM144 146V145H143ZM0 147H1V144H0ZM20 147H22V146H20ZM105 148V147H104ZM108 149H109V147H107ZM127 148V147H126ZM2 149H4V146L2 147ZM1 149V150H2ZM24 149V148H23ZM111 149V148H110ZM143 149V148H142ZM147 149V148H146ZM19 150H21V149H19ZM128 150V149H127ZM144 150V149H143ZM149 150V149H148ZM151 150V149H150ZM3 151V150H2ZM145 151V150H144ZM23 152V154H24V150L22 151ZM26 152V151H25ZM29 152V151H28ZM111 152V151H110ZM114 152H116V151H114ZM4 153H5V151H4ZM109 153V154H108ZM126 153H127V151H126ZM1 154V153H0ZM118 155H119V152L117 153ZM128 154H129V152H128ZM2 155V154H1ZM5 155V154H4ZM19 155H20V153H19ZM127 155V154H126ZM149 155V154H148ZM120 156V155H119ZM118 156V157H119ZM128 156V155H127ZM144 156V155H143ZM170 156H171V158H172V160L173 161H175L176 159H174V158H176V157H178V154L174 151V150H171V152H170ZM2 157V156H1ZM117 157V156H116ZM67 158V159H68ZM149 158V157H148ZM4 159H6L5 157H4ZM1 160V159H0ZM7 160H8V158H7ZM9 160H10V158H9ZM33 160V159H32ZM11 161V160H10ZM148 161H149V159H148ZM200 161H202V170L201 171H207L206 172V174L207 175H204V179H203V181H201V182H199L198 183V185H197V183H195V178H196V176L198 175V173H199V166H200ZM2 162V161H1ZM8 162V161H7ZM35 162V161H34ZM119 162V164L117 165V166H119L120 164H122L121 162H120V160L118 161ZM5 163V162H4ZM9 163V162H8ZM36 163H38V162H36ZM62 163V162H61ZM70 163V162H69ZM114 163H116V164H114ZM151 163V162H150ZM149 163V164H150ZM212 163H214V162H211V160H210V156L209 155H204L203 157L201 156V154H200V152H198L197 151V149H195L194 150V152H193V157H192V159L190 160V162H189V164H190V176H189V178H190V181H189V184H188V188L186 189V187H187V184L185 183V179H184V177L182 176V175H176L175 176V178H174V180H175V191H176V193H177V199H184V201H188L189 203H191L194 199H195V197L197 196V197H199L200 198V200H201V202H204L205 200H206V196H205V191L203 190V188H202V186L204 185L203 184V182H206V178H208V176H209V179H210V177L212 178H214V172H215V170H217V169H220L221 167H223V165H224V159H223V157L222 158H220L219 159V161L217 162V163H215V165L212 167V169H210L209 167L211 166V164ZM2 164V163H1ZM10 164V163H9ZM29 164H31L32 165V162H30ZM39 164V163H38ZM38 164L36 165V166H38ZM41 164V163H40ZM63 164V163H62ZM67 164V163H66ZM125 164V163H124ZM3 165V164H2ZM11 165V164H10ZM30 165V166H31ZM123 165V164H122ZM134 165V164H133ZM8 166V165H7ZM34 166V165H33ZM44 166H46V165H44ZM69 166V165H68ZM73 166V165H72ZM76 166V165H75ZM81 166H82V164H81ZM86 166V165H85ZM84 166V168H86ZM151 166V165H150ZM149 166V167H150ZM6 167V166H5ZM40 167V166H39ZM182 167V166H181ZM2 168V167H1ZM8 168H10L9 166H8ZM33 168V167H32ZM35 168H37V167H35ZM84 168L82 167V169L84 170ZM118 168V167H117ZM122 168H124V167H122ZM3 169H4V167H3ZM7 169V168H6ZM30 169V168H29ZM34 169V168H33ZM46 169V168H45ZM64 169V168H63ZM89 169H91V168H89ZM151 169V168H150ZM7 170H9V169H7ZM13 170H15L14 168H13ZM32 170V169H31ZM40 170V169H39ZM62 170V169H61ZM264 170V169H263ZM4 171H5V169H4ZM11 173H12V171L11 170H9ZM8 171V172H9ZM34 171H35V169H34ZM36 171H38V168L36 169ZM41 171V170H40ZM46 171V170H45ZM87 171H88V169H87ZM42 172V171H41ZM49 172V171H48ZM85 172V171H84ZM117 172H118V169H117ZM208 172H209V174H208ZM6 173V172H5ZM15 173H16V171H15ZM43 173V172H42ZM88 173V172H87ZM89 173H90V171H89ZM49 174H50V172H49ZM66 174V173H65ZM91 174V173H90ZM15 175V174H14ZM43 175V174H42ZM53 175V174H52ZM93 175V174H92ZM15 176H18V172H17V175H15ZM46 176V175H45ZM45 176L43 175V177L45 178ZM33 177V176H32ZM35 177V176H34ZM52 177V176H51ZM92 177H94V176H92ZM103 177V176H102ZM125 177V176H124ZM18 178V177H17ZM103 178H105V177H103ZM142 178H144L143 179V181H142ZM9 179H10V177H9ZM11 179L13 180V178L11 177ZM29 179V178H28ZM38 179V178H37ZM47 179H48V177H47ZM17 179H15L14 181L15 182H18V181H16ZM33 180V179H32ZM44 180H46V179H44ZM106 180V179H105ZM107 180V181H108ZM121 180V179H120ZM119 180V181H120ZM124 180V179H123ZM122 180V181H123ZM11 181V180H10ZM39 181V180H38ZM75 181V180H74ZM9 182V181H8ZM29 182H31L30 180H29ZM33 182V181H32ZM70 182H72V181H70ZM102 182V181H101ZM6 183V182H5ZM5 183H2V184H4L5 185V187H6V185L7 184H5ZM39 183V182H38ZM44 183V185L46 184V182L44 181V182H42V184ZM122 183V182H121ZM124 183H125V181H124ZM2 184H0L1 186H2ZM41 184V183H40ZM39 184V185H40ZM41 184V185H42ZM54 184V183H53ZM250 185V184H259L260 186H261V189L262 190H264V173H263V175L262 176H260L258 173H257V170H255V169H251V168H248V166H245L244 168H243V170H242V172H240V177L238 178V180H237V185H238V188H233L232 190H231V192H230V195H231V200H230V205H231V207L232 206H234L233 207V220H232V226L236 229V228H238V229H242L244 232L243 233H245V235H247L246 237H245V239H244V242L242 243V245H240V248H239V250L237 251V253H235L234 254V256H233V259H232V261H231V263L230 264H264V206L261 208V210L258 212V210H257V207H255V210H252V212H253V214H254V216H256L257 215V221L255 222V228H251L250 227V223L248 222V223H246V225L242 228L241 227V225H240V223H238V221H236V214L238 213L237 212V210H240L241 209V207L240 206H238L237 207V205L235 204V197H239V198H241V196H243L242 195V193L244 192V189H246V187H247V185ZM3 185V186H4ZM34 185V184H33ZM43 185V186H44ZM48 185V184H47ZM8 186H9V184H8ZM35 186V185H34ZM122 186V185H121ZM20 187V186H19ZM47 188V186H44V188ZM201 187V188H200ZM3 188V187H2ZM6 188H9L10 189V187H6ZM36 188V187H35ZM34 187H33V189H35ZM49 188V187H48ZM63 188V187H62ZM85 188V187H84ZM112 188H114V187H112ZM8 189V190H9ZM60 189V188H59ZM129 189V188H128ZM2 190V189H1ZM3 190H5L4 188H3ZM7 190V191H8ZM29 190V189H28ZM27 189H26V191H28ZM36 190V189H35ZM49 190H51V189H49ZM57 190V189H56ZM115 190V189H114ZM256 190V189H255ZM254 190V191H255ZM7 191H6V193H7ZM37 191H38V193H40L41 194V192H39L40 190H38L37 189ZM51 191H53V190H51ZM84 191H86V189H84ZM4 192V191H3ZM36 192V191H35ZM57 192V191H56ZM55 192V193H56ZM117 192V191H116ZM115 192V193H116ZM134 192H136V191H134ZM10 193H11V191H10ZM9 192H8V194H10ZM51 193H53V192H51ZM54 193V194H55ZM13 194H14V196H18V191L16 190V191H14L13 192ZM44 194H45V197L47 198V200L50 202V203H52L54 206H55V222L54 223H56V221H57V227L55 228V229H58V227H60V229H62V233H64V236L66 237V242H65V240H64V242L65 243H62V241H59L58 239H55V238H53L52 237V239H54V243H55V245L58 247V250H59V252L60 253H62L64 256H65V252L67 253L68 252V250L69 251H73L74 253H75V255H77V256H79L80 258H78V257H72V258H70V259H68L69 257L67 256V254H66V259H68V261L71 263V264H98L97 263V261L95 260V257H94V255H93V253H92V251L91 250H89L88 249V247H87V243H85V240L86 239H84L83 238V234L85 233L84 232V230L83 229H81V226H80V224L78 223V220L76 219V217L72 214V211L69 209V211L68 210H64L62 207H61V205L59 204V201L58 200H55L56 198H55V196L53 197V194H50L49 192H44ZM118 194V193H117ZM135 194V193H134ZM2 195V194H1ZM35 195H37L36 193H35ZM253 195V194H252ZM5 196V195H4ZM9 196H11V195H9ZM8 195L7 196H5L6 198H8L9 197ZM130 196V195H129ZM131 196H133V194L131 195ZM38 197V196H37ZM59 198H61L60 196H58ZM119 197V196H118ZM0 198H2L1 196H0ZM26 198V197H25ZM41 198V197H40ZM67 198V197H66ZM17 199V202H18V198H16ZM261 199H262V195H261ZM1 200V199H0ZM3 200V199H2ZM10 200H11V198H10ZM9 200V202H11ZM26 200V199H25ZM27 201V200H26ZM31 201H33V199L31 198ZM46 202V201H45ZM263 203H264V201H262ZM6 203V202H5ZM21 203H22V200H21ZM27 203V202H26ZM31 203V202H30ZM115 203V202H114ZM136 203V202H135ZM18 203H16L15 205H17ZM28 204V203H27ZM45 204V203H44ZM43 204V205H44ZM23 205H24V203H23ZM33 205V204H32ZM11 206H14V204L13 205H11ZM45 206V205H44ZM43 206V207H44ZM15 207V206H14ZM32 207V206H31ZM52 207V206H51ZM116 207H117V210H118V212H119V215H120V218L118 217V219H120V224H121V226L123 227V230H124V233H125V237H126V239H127V243H128V245L130 246V248L133 250V253L135 252V250L138 248V244H139V238H138V227H137V224H136V220H135V216H134V212H133V209H132V205H131V203L129 202V201H127V200H124V199H119L117 202H116ZM13 208V207H12ZM45 208V207H44ZM43 208V209H44ZM50 208V207H49ZM18 209V208H17ZM46 209H47V207H46ZM15 210V209H14ZM30 210H32V209H30ZM111 210H112V207H111ZM13 211V210H12ZM22 211H25V210H22ZM44 211V210H43ZM113 211V210H112ZM115 211V210H114ZM176 211L177 212H180L181 211V209H180V207H179V204H177V209H176ZM256 211V212H255ZM19 212V211H18ZM17 212V213H18ZM49 212H50V210H49ZM53 212V213H54ZM182 212V211H181ZM13 213H14V211H13ZM31 213V212H30ZM48 213V212H47ZM115 213V212H114ZM22 213H21V211H20V215H21ZM24 214H26V212L24 213ZM50 214V213H49ZM117 214V213H116ZM210 214H211V212H210ZM13 215H15V214H13ZM34 215H35V213H34ZM22 216V215H21ZM32 216V215H31ZM214 216V214H211V215H209L208 217L209 218H212ZM241 216V215H240ZM16 217H17V215H16ZM52 217V216H51ZM54 217V216H53ZM53 217H52V219H53ZM32 218V217H31ZM47 218H48V215L47 214H43L42 215V217H40V220H41V222H42V224H43V230L45 231V233L47 234V236L48 237H50L51 238V236H52V232H51V229H49V227L47 226ZM198 218V217H197ZM148 220V219H147ZM216 225H217V227L219 228V231L221 232V233H223V234H228L229 236H232V238L234 237V234H235V229H233V228H231L230 230H228V225H227V223H226V225H225V223L223 222V218H216ZM230 220V219H229ZM15 221H16V219H15ZM34 221V220H33ZM253 221V220H252ZM49 222H51V221H49ZM170 222V221H169ZM34 223V222H33ZM183 223V222H182ZM34 224H36V223H34ZM52 224V223H51ZM50 225V224H49ZM56 225V224H55ZM16 226H18V225H16ZM29 226H31L30 224H29ZM52 226V225H51ZM82 226H83V224H82ZM85 226V225H84ZM5 227V226H4ZM36 227H37V225H36ZM32 228V227H31ZM38 228V227H37ZM89 228V227H88ZM120 228V227H119ZM17 229H19L18 227H17ZM39 229H41V227H39ZM38 229V230H39ZM168 229V228H167ZM238 229H236V230H238ZM22 231H23V229H21ZM54 230V229H53ZM176 230V232L173 234V239L172 240H169V243L167 244V252H168V254H169V256H170V258H171V260H172V262L174 263V264H191V249H189L188 248V246L185 244V241H184V237H183V235H182V232H181V230H180V228H179V226L177 225V228L175 229ZM9 231V230H8ZM40 231H42V230H40ZM100 231V230H99ZM2 232V231H1ZM19 232V231H18ZM34 232H38L37 230H35ZM54 232H55V230H54ZM58 232V231H57ZM20 233V232H19ZM18 233V234H19ZM39 233V232H38ZM45 233L44 234H42V235H44L45 236ZM59 233V232H58ZM242 233V232H241ZM40 234V233H39ZM40 234V235H41ZM55 234H56V232H55ZM166 234V233H165ZM36 235V234H35ZM41 235V236H42ZM58 235V234H57ZM207 235H208V229H207ZM23 236V235H22ZM44 236H42V237H44ZM60 237H61V235H59ZM63 236V237H64ZM222 236V235H221ZM41 237V238H42ZM62 237V238H63ZM187 237V236H186ZM40 238V239H41ZM47 238V237H46ZM229 238H231V237H229ZM242 238V237H241ZM36 239V238H35ZM44 239H45V237H44ZM238 240H240V239H238ZM40 242V241H39ZM87 242V241H86ZM215 242V241H214ZM65 244H66V248H65ZM88 244H89V242H88ZM91 244V243H90ZM165 244V243H164ZM200 244V243H199ZM215 244V243H214ZM228 244V243H227ZM23 245H25V243L23 244ZM39 246H41L40 244H38ZM48 245V244H47ZM29 246V245H28ZM27 246V247H28ZM43 246V248H44V245H42ZM46 246V245H45ZM158 246V245H157ZM21 247H22V245H21ZM102 247V246H101ZM121 247V246H120ZM125 247V246H124ZM192 247V246H191ZM211 247V246H210ZM25 248V247H24ZM46 248V250H48L47 248L48 247H45ZM49 249H51V248H49ZM204 249V248H203ZM233 249V248H232ZM124 250V249H123ZM225 250H226V248H225ZM231 250V249H230ZM27 251V250H26ZM29 251V250H28ZM51 251H53V250H51ZM94 251V250H93ZM205 251H206V248H205ZM210 251V250H209ZM216 251V250H215ZM50 251H48V253H49ZM9 253V252H8ZM45 253V252H44ZM47 253V252H46ZM48 253H47V255H48ZM137 253V252H136ZM143 253V252H142ZM51 254H53V252L51 253ZM69 254H71V252L69 253ZM166 254V253H165ZM225 254V253H224ZM158 255V254H157ZM7 254L6 253H3V252H1L0 253V260H1V263L2 264H9V262H8V258H7ZM137 256V255H136ZM225 256V255H224ZM81 257L83 258V260L81 259ZM200 257V256H199ZM218 257V256H217ZM222 257V256H221ZM227 257V256H226ZM31 259V258H30ZM139 259V258H138ZM201 259V258H200ZM230 259V258H229ZM51 260V259H50ZM168 260H169V258H168ZM218 260H220V259H218ZM52 261V260H51ZM160 261H162L161 259H160ZM201 261V260H200ZM229 261V262H230ZM53 262V261H52ZM134 262V261H133ZM202 262V264H212L211 262H210V258H209V256H208V253H207V251L204 253V255H203V261H201ZM12 263V262H11ZM140 264H141V262H139ZM44 264H49V262H46L45 261V263ZM163 264V263H162ZM194 264H196V263H194ZM217 264H225V263H222V262H219V263H217ZM226 264H229V263H226Z\"/></svg>",
    "mask_w": 264,
    "mask_h": 264
}]
</instances>
